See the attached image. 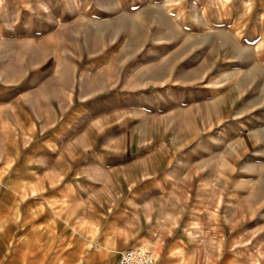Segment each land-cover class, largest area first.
I'll return each instance as SVG.
<instances>
[{"label": "rangeland", "instance_id": "rangeland-1", "mask_svg": "<svg viewBox=\"0 0 264 264\" xmlns=\"http://www.w3.org/2000/svg\"><path fill=\"white\" fill-rule=\"evenodd\" d=\"M127 246L264 264V0H0V264Z\"/></svg>", "mask_w": 264, "mask_h": 264}, {"label": "built area", "instance_id": "built-area-1", "mask_svg": "<svg viewBox=\"0 0 264 264\" xmlns=\"http://www.w3.org/2000/svg\"><path fill=\"white\" fill-rule=\"evenodd\" d=\"M116 264H157V262L148 248L134 246L121 250Z\"/></svg>", "mask_w": 264, "mask_h": 264}, {"label": "crops", "instance_id": "crops-1", "mask_svg": "<svg viewBox=\"0 0 264 264\" xmlns=\"http://www.w3.org/2000/svg\"><path fill=\"white\" fill-rule=\"evenodd\" d=\"M161 191H157V193H160ZM161 195H162V193H160ZM157 195V194H156ZM155 195V196H156ZM148 204H151L150 202L148 203ZM137 213V212H136ZM148 221V220H147ZM122 228H124V229H127L128 227H129V225H122L121 226ZM142 238H146V237H142ZM142 238H139V239H137L135 242H137V241H139L140 239H142ZM148 239V238H147ZM150 240V239H149ZM152 241V240H151ZM108 242H113L112 240H110V241H108ZM108 242H106V244L108 243ZM134 243V242H133ZM114 244L117 246V247H119L115 242H114ZM128 247H134V246H127V247H125V248H128ZM125 248H123V249H125ZM123 249H121V250H123ZM104 250H105V253H107V251H106V246L104 247ZM151 252L152 253H154L152 250H151ZM154 255V254H153ZM38 256V255H37ZM106 256H107V254H106ZM37 258H39V256L38 257H36V263L37 264H39V262L38 261H42L43 262V257H41L40 259H37ZM154 258H155V256H154ZM155 260H156V258H155ZM62 261V262H61ZM156 262H157V260H156ZM52 264H75V261H73V260H70V259H64V260H60V258L58 257H53V259H52V262H51ZM83 263L84 264H88V262L85 260V261H83ZM157 264H159V262H157Z\"/></svg>", "mask_w": 264, "mask_h": 264}]
</instances>
